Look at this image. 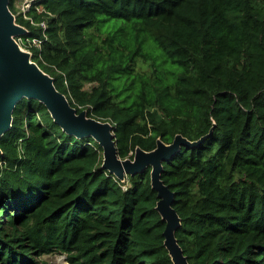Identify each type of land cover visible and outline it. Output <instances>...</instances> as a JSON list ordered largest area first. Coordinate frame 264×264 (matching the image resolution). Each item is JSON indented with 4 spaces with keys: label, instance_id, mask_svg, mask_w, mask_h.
Masks as SVG:
<instances>
[{
    "label": "trees",
    "instance_id": "1",
    "mask_svg": "<svg viewBox=\"0 0 264 264\" xmlns=\"http://www.w3.org/2000/svg\"><path fill=\"white\" fill-rule=\"evenodd\" d=\"M9 1L27 29L17 39L78 112L114 124L121 158L208 134L161 172L188 261L264 264V0H36L25 12ZM12 123L0 137V264L54 253L174 264L152 167L121 180L94 137L68 134L34 97Z\"/></svg>",
    "mask_w": 264,
    "mask_h": 264
},
{
    "label": "water",
    "instance_id": "2",
    "mask_svg": "<svg viewBox=\"0 0 264 264\" xmlns=\"http://www.w3.org/2000/svg\"><path fill=\"white\" fill-rule=\"evenodd\" d=\"M27 29L16 21L9 0H0V137L12 126L13 112L22 98L34 97L43 102L65 132L77 137H94L103 148L102 166L115 173L121 180L126 174L141 172L149 166L152 186L158 192L156 208L166 221L164 230L165 246L174 264H191L177 239L176 229L182 224L173 207L175 194L161 178L164 161L182 146L194 147L208 137L207 135L191 141L181 133L174 136L172 143L157 138V146L147 151L137 146L131 158H121L115 140L114 124L89 116L86 109L79 111L61 92L51 74L44 71L32 58L30 50L17 40ZM214 127L211 128L212 132ZM0 148V153H1Z\"/></svg>",
    "mask_w": 264,
    "mask_h": 264
},
{
    "label": "rangeland",
    "instance_id": "3",
    "mask_svg": "<svg viewBox=\"0 0 264 264\" xmlns=\"http://www.w3.org/2000/svg\"><path fill=\"white\" fill-rule=\"evenodd\" d=\"M28 0H16L15 9L16 12H25L29 8ZM21 45L27 49L22 43ZM138 69L145 72H151L152 66L149 63H146L143 60L138 61ZM41 259L45 260L48 264H70L66 260V256L61 253L54 254H45L41 257Z\"/></svg>",
    "mask_w": 264,
    "mask_h": 264
},
{
    "label": "built area",
    "instance_id": "4",
    "mask_svg": "<svg viewBox=\"0 0 264 264\" xmlns=\"http://www.w3.org/2000/svg\"><path fill=\"white\" fill-rule=\"evenodd\" d=\"M35 1H36V0H28V2H29V3H28V4H29V6H30V5H31L33 2H35ZM42 26H43V27H46V23H45V22H43V23H42ZM17 40L20 42V40H19V39H17ZM34 41H35V40H34ZM35 42H36V41H35ZM20 43H22V42H20ZM36 43H37V42H36ZM27 50H28V49H27Z\"/></svg>",
    "mask_w": 264,
    "mask_h": 264
}]
</instances>
